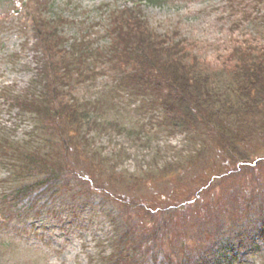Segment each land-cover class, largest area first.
<instances>
[{
	"label": "rangeland",
	"instance_id": "rangeland-1",
	"mask_svg": "<svg viewBox=\"0 0 264 264\" xmlns=\"http://www.w3.org/2000/svg\"><path fill=\"white\" fill-rule=\"evenodd\" d=\"M134 17L133 32L140 20L153 33L182 40L199 66L223 75L243 53L264 52V0H0V144L37 143L41 155L63 163L75 190L67 187V193L44 198L33 210L16 208L12 193L6 194L20 175L27 176L6 160L0 163V264H107L121 199L145 203L143 210L130 211L143 232L167 229L147 249L142 243L145 264H180L193 252L200 258L195 264H264V126L257 122L242 148L244 164L226 161L211 139L194 152L197 135L188 138L185 131L159 126L161 108L144 104L141 95L129 96L121 82L116 88L114 78L126 64L123 54L106 60L122 48L120 37ZM53 32L59 38H50ZM128 38L134 47L136 38ZM50 43L61 49L53 65L61 76L54 92L78 104L73 145L62 148L55 147L54 127L66 126L64 120L51 128L48 116L39 123L36 114L2 97L8 89L7 97L34 93L48 100ZM77 46L86 47L87 57L102 55L79 62L81 76L64 56L58 62ZM87 103L96 107L90 124ZM83 184L97 197L93 203L90 189L85 200ZM170 207L179 209L158 221L160 210ZM230 229L242 230L228 258L207 262L208 253L203 260L199 253L211 251V243L233 233Z\"/></svg>",
	"mask_w": 264,
	"mask_h": 264
},
{
	"label": "trees",
	"instance_id": "trees-1",
	"mask_svg": "<svg viewBox=\"0 0 264 264\" xmlns=\"http://www.w3.org/2000/svg\"><path fill=\"white\" fill-rule=\"evenodd\" d=\"M141 1L155 3L159 0ZM135 19L134 17L131 20L128 31L120 37L118 47L121 42L123 46L119 51L114 49V59L106 58V60H112L107 61L111 63L115 61L116 54H123L122 59L126 62L125 68L119 71L120 77L114 78V82L117 84L116 88L118 89V84L121 82V87L127 91L129 96L137 98L141 95L140 101L144 104L161 108L162 121L159 122V126L174 131H185L188 133V138L197 135L199 138L192 151L195 152L196 147L204 146V143L211 139L217 144L218 149L223 150L226 161H231L234 158L240 164L247 162L248 157L241 153L243 152L242 148L257 129V122L264 126L263 50H259L258 53H252V50L248 56H244L245 53H243L234 60L232 66L227 65V71L224 69L225 77L224 72L209 71L199 66V62L191 58L183 47L185 45H180L182 40L174 42L173 36L166 37L161 33H153L140 20L134 22L136 27L134 33L132 25ZM49 35L50 38H59L56 32L49 33ZM130 35H134L136 38L134 47L129 42L128 36ZM58 48L59 43H50V46L46 47L51 57L50 61L47 60L45 63L48 74L45 88L46 91L50 89V94H47L48 98L44 97L48 100H43L41 97L38 99L34 93L28 96L26 94L21 97H7L8 89L3 91L2 95L19 110L36 114L39 117V123L48 116L51 128L55 126L57 119L64 120L66 126L54 127L57 129L59 139L55 138L58 143L56 146L51 144L50 149L53 146L62 148V146L73 145L75 118L79 115L78 104L74 99L67 97L65 100L64 97H60L62 96L60 92L58 94L54 92L56 90L54 87L60 86L59 78L61 77L55 70L57 66L53 67L56 64V57L61 51ZM85 48V46H77L76 52L73 50L71 54L67 52L66 55L62 53L58 62L64 56L67 63H73L67 65L73 67L72 71L79 75L81 69L77 67V64L80 62L79 66L82 65L81 63L87 57V54L84 53ZM62 51L65 52V50ZM107 55L110 54L107 53L104 56L107 57ZM101 56V53L95 51L91 57ZM91 57L89 55L86 59L92 60ZM85 62L86 60H84ZM67 65H63V69H66ZM83 71H88V68H84ZM81 75L82 73L79 76ZM126 79L131 80L132 84L126 85ZM51 95L52 98L49 100ZM87 104L89 108L88 106H83V108L89 110L86 121L90 124L89 114L91 111L94 112L96 107L91 103ZM201 140L204 141L202 144ZM15 143L19 144L17 141ZM35 144L37 143L28 144L27 148H25V144L20 148L19 146L15 147L10 140L6 141V144H0V163L4 164L6 160L16 172L24 173L23 175L27 176L20 175L19 181L15 182L10 192L6 194L12 193L11 199L14 200L16 208L33 210L44 198L59 196L60 192L62 196L69 191V188L75 192L67 179L68 173L66 174L63 163L58 159L52 160L48 156L41 155L40 149L37 147L38 144ZM83 186L85 188L84 198L88 202L85 191L90 188L85 184ZM92 192L91 189L88 192L91 196L89 203H93L97 199V197H92ZM119 201H117L116 207L117 214L115 213L113 216L112 250L106 257V262L107 264H145V252L140 251L142 243L144 242L143 247L147 249L150 240L152 243L155 242L154 239L158 234L161 237L166 236L167 229H154L150 233L143 232L141 223L130 220L132 216L130 211L134 210V207H136L135 210H143L145 203L134 199H129L128 202H124L123 199ZM101 205L113 206L110 203H104V201L101 202ZM178 209V207L161 209L157 215L158 221L163 217H169ZM109 213L114 214L113 209ZM127 214L130 215L125 219ZM230 230L233 233L219 242H212L209 249L211 251H201L200 257L204 260L209 253L210 257L207 262L218 261L217 263H219L221 260H226L235 245L236 241L234 240L242 229H239L237 233L234 229ZM198 260L200 261V258H197L193 252L191 255L188 254L187 258L183 257L180 264H195Z\"/></svg>",
	"mask_w": 264,
	"mask_h": 264
}]
</instances>
